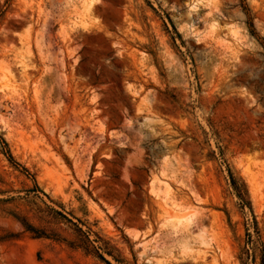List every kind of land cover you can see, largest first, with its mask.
Instances as JSON below:
<instances>
[{"label": "rangeland", "instance_id": "1", "mask_svg": "<svg viewBox=\"0 0 264 264\" xmlns=\"http://www.w3.org/2000/svg\"><path fill=\"white\" fill-rule=\"evenodd\" d=\"M0 264H264V0H0Z\"/></svg>", "mask_w": 264, "mask_h": 264}, {"label": "trees", "instance_id": "2", "mask_svg": "<svg viewBox=\"0 0 264 264\" xmlns=\"http://www.w3.org/2000/svg\"><path fill=\"white\" fill-rule=\"evenodd\" d=\"M239 198H240V200L242 201L243 199H242V197H240V195H239ZM22 224H23V226H24V228L27 230V231H29V232H31L34 236H43L42 234L43 233H39L31 224H29V223H27V222H25V221H22ZM79 230V234H81V236L79 237V243L77 244V246H79V247H82L83 249H85V250H88L89 248H92V247H90V242H89V240H88V237H87V235L84 233V232H82L80 229H78ZM100 247L99 246H93V250L96 252L97 251V249H99ZM98 256L101 258V259H103V257L101 256V255H99L98 254ZM104 260V259H103Z\"/></svg>", "mask_w": 264, "mask_h": 264}]
</instances>
